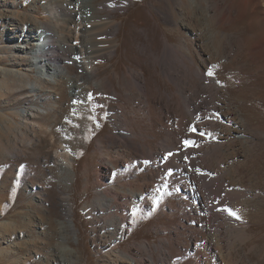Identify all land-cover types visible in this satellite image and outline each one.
<instances>
[{
  "label": "rangeland",
  "instance_id": "374dc122",
  "mask_svg": "<svg viewBox=\"0 0 264 264\" xmlns=\"http://www.w3.org/2000/svg\"><path fill=\"white\" fill-rule=\"evenodd\" d=\"M99 1L105 2L106 9H113L107 8L113 6L110 0ZM133 1L129 11L114 12L120 25L116 56L97 62L94 79H83L80 51L84 50L86 59H91L96 35L94 30L87 31L86 36L79 32L84 23L72 19L73 13H79L77 4L70 5L65 0H48L47 5L42 0H0V264H61L60 253L65 249L61 226L71 220L69 216H73L77 234L68 236V243L78 252L76 264H105L112 250L145 242L164 246L166 253L162 255L160 249L155 257L166 260L165 264H223L224 259H218L206 245L213 240L212 244L217 245L212 234L219 218L227 230L228 243L223 252L218 246L215 249L234 257L231 254L225 258L224 264H234L232 258L235 263L245 264V256L250 264H264V20L258 13L259 0L236 7L235 22L222 28L239 33L242 41L235 52L223 56L222 67L216 72L228 86L230 102L241 110L249 125L248 134L257 143L255 150H245L238 162L243 190L223 187L222 193L218 187L204 183L207 205L201 215L190 213V201L181 199V192L168 191L162 205L152 213L145 206L129 213L132 231L125 239L111 247H98L95 240L93 243V230L99 233L101 221L88 206L103 183L100 177L105 169L118 165L124 178L131 181L139 174L140 191H148L146 186L163 187L172 169V163L162 159L169 156L167 135L158 132L168 119L153 102L173 99L179 88L164 82L155 70L156 56L163 46L164 24L158 19L160 28L156 26L147 12L148 0ZM236 1L239 0H230L233 5ZM46 20H52L51 24L54 22L53 26L64 35L62 38L68 40L70 48L60 54L64 67L76 84L88 93L98 94L96 99L78 102L65 78L54 83L41 64L34 61L32 65L33 55L29 53L38 48L33 39H38V32L46 33ZM27 29L34 32L27 33ZM26 33L33 37L30 44L21 41ZM51 42L57 46L55 40ZM129 67L144 72L152 122L145 118V106L128 100L125 89L111 75ZM106 78H111L118 88L120 102L95 91L94 83ZM194 78L199 87L208 85L196 75ZM39 81L40 85H35ZM119 108H124L134 123L138 151L111 141L115 128L110 112ZM101 110L105 112L103 117ZM184 110L188 108L184 106ZM151 155L160 162L150 165L148 175L144 168ZM109 188H116L113 181ZM155 201L151 198L147 204L154 205ZM235 205H239L238 209ZM134 206L133 201L130 207Z\"/></svg>",
  "mask_w": 264,
  "mask_h": 264
},
{
  "label": "bare ground",
  "instance_id": "6f19581e",
  "mask_svg": "<svg viewBox=\"0 0 264 264\" xmlns=\"http://www.w3.org/2000/svg\"><path fill=\"white\" fill-rule=\"evenodd\" d=\"M65 1L70 5L77 4L79 6V13L72 14L73 20H80L84 23L80 27L81 29L79 28V32L82 31V34L90 30L95 32L94 56L91 59H86L84 50H81L83 60L81 59L79 63L80 69L84 70L83 79H94L97 74L95 68L97 62L108 58L112 59L118 51L120 25L115 19L114 12L117 10L129 11L134 1L110 0L109 4L113 6L106 7H113V9L110 8L111 10L106 9L105 2L99 0ZM42 2L47 5L48 0H42ZM248 2L249 0H239L233 5L230 0L147 1L149 6L147 12L156 26L160 28L158 19L164 24L162 28L164 31L163 46L156 56V73L158 75L161 73L164 82L179 88L178 94L173 96V99L161 98L153 102L159 108L161 114L164 113L168 119V123L163 125L158 132L163 131L167 135L166 146L169 156H164L162 159L165 162L172 163V169L168 173V179L163 187L146 186L148 191H140L142 179L139 174L132 177L133 181L126 179L124 178V171L115 164L103 171V175L100 177V181L103 183L99 182L100 189L95 196V200L88 206L91 214L101 221L99 233H97L96 228L93 230V243L94 240L97 241L98 247L105 244H107L105 247H111L115 242L125 239L132 231V226L127 220L129 213H134V210L142 209L144 206L152 213L162 205L168 191L171 193L181 192V199L190 201V213L201 215L205 212L207 205L205 194L202 191L204 183L216 186L220 191L221 189L224 190L223 187L227 190L232 187L236 192L241 190L242 179L239 176L238 162L245 155V150H255L257 143L254 137L248 134L249 125L241 110L230 102L228 86L220 81L216 72L222 67L221 62L223 61L221 60L223 56L235 52L234 50L242 41L239 33H230L222 28L234 23L236 20L234 14H237L236 7L240 8ZM258 13L262 18L260 19L264 20V0H259ZM51 21H43L46 33L38 32L36 34L38 39H33L37 40L38 48L32 49L29 53L33 55L32 65H34V61L41 64L46 69V75L52 77L54 83H57L60 78H65L72 94L75 96L74 99H77L78 102H87L86 100L91 98L96 99L98 94H95V92L88 93L83 86L76 84L68 73V69L64 67L60 54L70 46L68 40L64 39L65 37L62 38L64 35H60L61 31L59 32L56 25L53 26L54 22L51 24ZM29 30L27 29V33L31 31ZM33 32L32 30L31 33ZM27 33L21 41L30 44L33 37ZM82 36L84 37V35ZM104 37L107 39L106 41L103 39ZM54 40L57 43L55 47L52 46L51 42ZM43 70H40L41 73ZM210 72L211 75H209ZM111 75L118 86L125 89L128 100L134 99L139 105L145 106L147 111L144 112L145 118L152 122L151 100L144 72L129 67L123 73L115 70ZM194 75L205 80L208 85L199 87L196 84ZM40 83L41 81L35 83V85H40ZM94 84L95 91L100 90V96L109 97L116 102H120L121 94L111 78L101 79ZM142 100L145 101V104ZM184 106L188 108V111L184 110ZM104 113V110H101L102 117ZM127 115L124 108L110 112V119L115 128L111 135V141L113 144L122 145L130 150H137L135 139L138 133L134 123ZM152 127L154 128V124L151 125ZM128 137L131 139L128 140ZM155 162L160 161L156 159L155 155H151V161L144 168L148 175L152 171L150 165L155 164ZM112 181L116 188H109ZM206 184L204 185L206 186ZM120 190L122 192H119ZM151 198L156 199L154 205H151V202L147 204V201ZM133 201L135 206L132 208L130 204ZM67 207L68 210L71 209L70 205H67ZM69 217L71 220L61 226L62 240L65 244L64 251L60 253L61 264H76L75 260L78 257L76 249L68 243L70 234L77 236L75 224L72 220L73 216ZM218 220L219 224L212 234L214 239L217 240V245L212 244L215 243V240L206 245L209 251H215L218 259L226 261L225 258L231 256L232 253L228 252L226 255L222 253L223 249H227L228 242H226L225 236L227 230L220 218ZM132 221L135 223L136 218ZM244 223L247 225L246 220H244ZM207 226L204 225L203 227L207 228ZM107 238L110 239L108 243L105 242ZM227 241L230 242V240ZM198 245H194L195 251L198 249ZM217 246L220 249L222 248V252L215 249ZM135 247L132 245L112 250L106 255L105 264L166 263V260L156 259L155 257V252L160 253V249L162 255L166 253L162 244L158 246L157 244L145 242ZM234 253L237 254L236 251ZM244 254L246 255V253ZM239 257L241 256L239 255ZM233 258L232 261L230 258L229 260L234 264H238V262H233ZM244 258L243 263L250 264V260L248 261L246 256Z\"/></svg>",
  "mask_w": 264,
  "mask_h": 264
},
{
  "label": "snow or ice",
  "instance_id": "6c2138e0",
  "mask_svg": "<svg viewBox=\"0 0 264 264\" xmlns=\"http://www.w3.org/2000/svg\"><path fill=\"white\" fill-rule=\"evenodd\" d=\"M212 73L210 72L209 75H211Z\"/></svg>",
  "mask_w": 264,
  "mask_h": 264
}]
</instances>
